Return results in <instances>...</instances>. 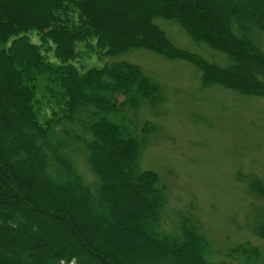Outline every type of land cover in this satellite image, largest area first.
<instances>
[{"label": "trees", "instance_id": "obj_1", "mask_svg": "<svg viewBox=\"0 0 264 264\" xmlns=\"http://www.w3.org/2000/svg\"><path fill=\"white\" fill-rule=\"evenodd\" d=\"M156 20L177 24L228 65L176 47ZM92 39L101 57L148 49L191 64L202 89L264 98V0H0V264H214L188 218L176 236L161 231L167 188L139 170L159 129L146 121L137 130V113L163 103L161 87L125 61L79 71L76 46ZM248 185L251 198H264L263 182ZM252 208L249 230L264 240V209ZM227 257L264 264L249 243Z\"/></svg>", "mask_w": 264, "mask_h": 264}, {"label": "rangeland", "instance_id": "obj_2", "mask_svg": "<svg viewBox=\"0 0 264 264\" xmlns=\"http://www.w3.org/2000/svg\"><path fill=\"white\" fill-rule=\"evenodd\" d=\"M156 24L176 47L221 67L228 65L224 55L195 43L177 24L161 20ZM28 37L39 45L35 32ZM88 43V48L83 43L76 46L81 57L72 64L79 71L125 61L161 87L163 103L154 112L143 107L136 117L137 130L146 121L159 129L142 153L139 170L156 172L167 188L161 231L176 236L178 223L188 218L209 242L214 264H238L227 252L241 243L264 253V240L248 227L253 224L252 207L264 209V198L248 195L249 181L264 183V98L219 86L202 89L200 73L191 64L148 49L105 58L99 56L94 39ZM41 53L50 63H58L51 47L42 46ZM73 162L92 188L96 178L82 149H76Z\"/></svg>", "mask_w": 264, "mask_h": 264}]
</instances>
